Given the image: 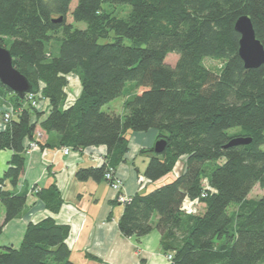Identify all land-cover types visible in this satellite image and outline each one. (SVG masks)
<instances>
[{
  "label": "trees",
  "instance_id": "trees-1",
  "mask_svg": "<svg viewBox=\"0 0 264 264\" xmlns=\"http://www.w3.org/2000/svg\"><path fill=\"white\" fill-rule=\"evenodd\" d=\"M71 2L0 0V45L32 82L36 100L50 104L42 118L44 109L28 93L21 97L0 81V122L10 112L0 125V150L13 151L0 178V236L27 207V192L16 187L29 142L104 145L102 164L76 171L81 181L101 180L108 167L125 161L129 132L155 128L167 146L161 153L142 150L150 154L146 178L157 181L182 158L185 168L123 203L122 234L141 237L158 228L170 264H264V195L249 197L255 185L264 188V64L245 67L235 30L237 18L248 14L264 45V0H77L72 11ZM106 4L131 9L118 16ZM70 12L86 27L68 22ZM173 52L175 66L166 62ZM206 58L219 65L207 66ZM72 74L81 92L67 104ZM127 81L140 91L126 99L124 117L103 111ZM38 127L48 134L44 143ZM236 136L252 142L225 147ZM32 190L50 211L61 209L56 183ZM186 200L198 206L188 210ZM69 232L50 216L30 223L19 247L0 246V264H76Z\"/></svg>",
  "mask_w": 264,
  "mask_h": 264
},
{
  "label": "crops",
  "instance_id": "crops-1",
  "mask_svg": "<svg viewBox=\"0 0 264 264\" xmlns=\"http://www.w3.org/2000/svg\"><path fill=\"white\" fill-rule=\"evenodd\" d=\"M80 92L81 84L77 77V80L72 79L69 84L67 104L75 101ZM49 109L42 118L48 115ZM157 135L155 128L129 132V151L125 161L117 166V174L123 180L125 193L130 196L149 192L174 180L184 171L185 158H182L170 173L157 181L146 178L144 172L150 154L142 150L154 147ZM47 139L48 134L42 131V138L38 140L44 143ZM62 148L39 145L26 152L24 170L16 190L27 192V207L21 216L5 225L0 236V246L19 247L28 225L50 216L58 223L69 225L70 232L66 241L71 248L70 258L76 264H170L171 261L162 249V234L158 228L141 237L122 234L119 219L124 212V204L116 201L118 191L105 178L81 181L76 177L79 168L98 165L90 153L106 152V147L72 149L69 154H65ZM12 154L10 149L0 150V178ZM53 182L57 184L64 199L58 212L47 209L32 190L34 184L44 187ZM7 186L10 187V184L7 183ZM195 203L186 200L185 207L192 206L195 209L198 206ZM1 213L3 220V209Z\"/></svg>",
  "mask_w": 264,
  "mask_h": 264
},
{
  "label": "water",
  "instance_id": "water-1",
  "mask_svg": "<svg viewBox=\"0 0 264 264\" xmlns=\"http://www.w3.org/2000/svg\"><path fill=\"white\" fill-rule=\"evenodd\" d=\"M62 17L54 21H61ZM235 30L240 34L239 54L246 68H256L264 64V45L256 36L252 18L248 14L241 15L235 22ZM0 81L16 94L25 97L33 89L32 82L13 64V55L9 48L0 45ZM251 137L236 136L225 147L251 143ZM167 146V139L158 138L154 150L161 153Z\"/></svg>",
  "mask_w": 264,
  "mask_h": 264
},
{
  "label": "rangeland",
  "instance_id": "rangeland-1",
  "mask_svg": "<svg viewBox=\"0 0 264 264\" xmlns=\"http://www.w3.org/2000/svg\"><path fill=\"white\" fill-rule=\"evenodd\" d=\"M76 3H77V0H72V2H71V11L74 9ZM105 6L112 13H114L115 15H118V16H127V14L129 13V11L131 9V6L129 4L128 5H122V4L119 5L118 4V5H113V6L106 4ZM67 21L68 22L69 21L72 22L75 27H79V28H85L86 27V23L84 21H75L73 19V17H72L71 12H70V14H69V16L67 18ZM101 40L104 41L103 39H101ZM125 42L129 43V40L126 39ZM178 58H179V55L177 53H174V52L173 53H169L167 55V57H166V62L169 63L172 66H175V64L177 63ZM205 63H206L207 66H210L212 68H215L216 65L217 66L219 65L217 61H215V60H213L211 58H206ZM69 79H70V83H71L72 79L73 80L74 79L77 80V75H73L72 74L69 77ZM139 91H140V88L137 87V85H136V83L134 81H127L125 83V86H124L123 94H121L120 96H118V97L114 98L113 100L109 101L108 103H106L103 106V108H102L103 111L115 112V113L121 115L122 117H124V115L126 113V108H125L126 99L132 98L136 93H139ZM46 107H50L49 100L48 99L40 100V108H43L45 110V112H46L47 111ZM233 130H235V129H232L230 131H233ZM42 131H44V130H42L40 127H38L37 130H36V132L41 133V135L39 134L41 138H42ZM37 137H38V135H37ZM160 138H162V137H160ZM113 189H115V188H113ZM121 190H122L123 193H125L124 187ZM263 195H264V188L260 187L259 184H257V185L254 186V188L251 191L249 197L259 198V197H261ZM116 201H119L118 197L116 198ZM119 202L122 203L121 201H119Z\"/></svg>",
  "mask_w": 264,
  "mask_h": 264
},
{
  "label": "built area",
  "instance_id": "built-area-1",
  "mask_svg": "<svg viewBox=\"0 0 264 264\" xmlns=\"http://www.w3.org/2000/svg\"><path fill=\"white\" fill-rule=\"evenodd\" d=\"M28 98L30 99V101H32L33 105H35L37 108H40V101H37L35 98V94L32 92H28ZM3 122H0V125L2 127H5V124L10 120V112H6L4 117H3ZM41 133L37 132L38 137L37 138H41L40 135ZM39 145L36 141H31L29 142V146H28V150L27 152H29L32 149L37 148ZM63 151L65 154H69L72 151V148L69 146H63ZM91 157L93 160H95L98 164H102L105 161V154L104 152H100L97 153L95 152H91L90 153ZM105 179L109 182L110 186L117 189L118 192V199L119 201H121L122 203H125L127 201H130L132 199V196L127 195L126 193L122 192V188L124 187L123 184V180L120 178V176L117 174V168L110 166L108 167V169L105 171ZM204 196V194L202 195ZM195 203V201L192 202V204ZM188 210H194V207H187ZM167 258L171 261L173 259V255L172 254H167Z\"/></svg>",
  "mask_w": 264,
  "mask_h": 264
}]
</instances>
